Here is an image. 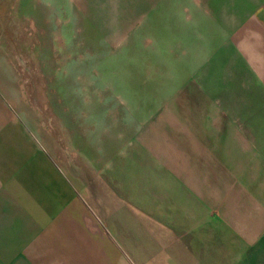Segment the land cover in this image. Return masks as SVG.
<instances>
[{
    "label": "crops",
    "instance_id": "crops-1",
    "mask_svg": "<svg viewBox=\"0 0 264 264\" xmlns=\"http://www.w3.org/2000/svg\"><path fill=\"white\" fill-rule=\"evenodd\" d=\"M138 2L193 65L213 57L220 100L184 94L171 132L86 153L76 175L0 112V264H264V0Z\"/></svg>",
    "mask_w": 264,
    "mask_h": 264
},
{
    "label": "rangeland",
    "instance_id": "rangeland-1",
    "mask_svg": "<svg viewBox=\"0 0 264 264\" xmlns=\"http://www.w3.org/2000/svg\"><path fill=\"white\" fill-rule=\"evenodd\" d=\"M130 1L0 0V112L41 127L75 175L86 153L96 161L123 139L171 132L184 94L192 104L220 100L213 57L193 65L194 46L163 32L160 13L148 23L135 15ZM236 58L223 62L224 75Z\"/></svg>",
    "mask_w": 264,
    "mask_h": 264
}]
</instances>
